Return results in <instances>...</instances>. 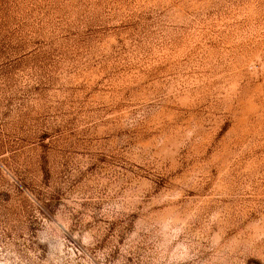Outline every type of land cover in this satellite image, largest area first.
I'll use <instances>...</instances> for the list:
<instances>
[{
    "label": "rangeland",
    "instance_id": "374dc122",
    "mask_svg": "<svg viewBox=\"0 0 264 264\" xmlns=\"http://www.w3.org/2000/svg\"><path fill=\"white\" fill-rule=\"evenodd\" d=\"M0 264H264V0H0Z\"/></svg>",
    "mask_w": 264,
    "mask_h": 264
}]
</instances>
